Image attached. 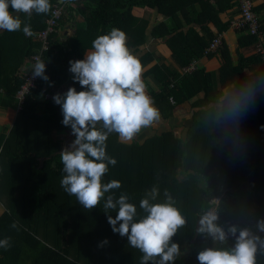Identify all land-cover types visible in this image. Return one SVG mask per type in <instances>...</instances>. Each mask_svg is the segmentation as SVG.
Instances as JSON below:
<instances>
[{"label":"trees","instance_id":"obj_1","mask_svg":"<svg viewBox=\"0 0 264 264\" xmlns=\"http://www.w3.org/2000/svg\"><path fill=\"white\" fill-rule=\"evenodd\" d=\"M57 2L50 0L51 11ZM135 7L157 9L167 19L153 27L151 34L156 39H166L173 61L155 64L144 73V77L154 75L162 84L160 91H150L161 118H171L180 105L191 104L192 109L200 110L193 111V123L187 130L186 140L169 130L143 142L135 140L125 144L115 132L109 133L107 154L114 157L117 164L109 166L102 183L118 180L122 186L106 193L105 200L109 195L115 200L121 193L127 194L129 202L137 206L135 219L139 220L146 215L139 207L145 191L158 186L160 195L150 202L163 203L167 189L174 206L186 220L172 238V242L180 246L175 264H199L198 253L206 248L233 249L243 229L250 230L254 233L251 236L256 237L257 228L245 222L246 217L242 215L254 207L251 197L264 213V94L255 96V85L243 74L246 69L261 65L259 57L256 54L241 57L239 65L233 68L234 99L240 96L238 108L232 103L208 108L218 102L219 95L213 89L212 75L204 69L181 71L201 58L214 37L230 27L231 21L223 22L220 14L234 8L238 10L237 2L82 0L75 8H65L57 32L49 35L48 48L42 51L45 75L54 86L49 87V82L38 77L9 134L0 135V202L7 207L0 215V240L10 237V247L0 248V264H141L143 253L131 247L127 237L112 232L107 215L114 219L116 214L111 209L105 212V200L88 210L63 190L61 144L52 136L56 131L72 132L70 127L61 124L63 116L60 107L53 103V95L64 93L70 87L84 90L73 83L68 61L82 60L86 51L93 50L92 41L113 28L126 33L128 48H138L146 42L149 22L133 15ZM9 11L13 12L11 7ZM51 11L47 15H37L35 10L31 14L14 13L23 22L22 28L24 24L31 25V36H26L22 29L0 32V107L18 110L16 95L25 81L20 70L29 66V60L40 51L42 43L37 40V34L46 28ZM77 16L82 17V24H78L66 40L57 39L59 29ZM209 24L214 25L216 33ZM261 30L264 31L263 25ZM255 41L254 36L247 34L240 39L239 46H254ZM151 58V54L146 53L140 61L145 64ZM228 61L229 57L224 56L222 72L228 69ZM200 93L203 97L194 102ZM41 106L43 112L39 113ZM238 119L243 123L236 131L235 140L231 130ZM96 127L107 131L102 121ZM223 128H227L224 141ZM242 183L247 184L246 189L241 188ZM230 189L233 191H225ZM4 194L8 199L3 200ZM243 195L246 196L245 207L240 204ZM213 199H219L216 223L226 233V240L215 241L200 232L193 242L197 222L210 212ZM13 223L18 228L13 229ZM233 227L237 229L235 236L229 231ZM93 234L96 246L91 251ZM105 239L108 243L101 247ZM105 248L107 256L102 261L100 253ZM159 259L156 257L148 264H158ZM255 264H264V247L259 241Z\"/></svg>","mask_w":264,"mask_h":264},{"label":"clouds","instance_id":"obj_2","mask_svg":"<svg viewBox=\"0 0 264 264\" xmlns=\"http://www.w3.org/2000/svg\"><path fill=\"white\" fill-rule=\"evenodd\" d=\"M9 7L13 12L9 11ZM50 0H0V30L16 32L22 29L26 36L33 35L30 24H24L14 13L47 15L51 11ZM92 51L82 60H69L68 71L74 84L84 89L70 87L64 93L53 95V103L60 107L64 127H70L75 136L73 150H63L61 157V179L63 190L74 196L84 209L92 210L105 200V194L121 188V182L111 180L102 183V177L115 167L117 160L107 154L109 133L115 132L123 143H131L145 127L153 125L161 117L154 101L146 92L143 81V65L127 46L124 31L113 28L108 34L99 35L92 41ZM46 65L37 61L33 66V77H40L54 86L45 75ZM240 96L233 101L238 108ZM103 122V128L96 125ZM160 195L158 186L146 190L139 207L146 215L136 220L137 206L129 202V196L121 193L118 199L107 196L104 210L115 211V218L107 215V222L114 234L127 237L131 247L139 249L143 256L141 264L159 257L158 264H175L180 255V246L172 242L186 220L174 206L167 189L163 203H151ZM217 216L209 212L201 220V233H207L215 241L224 242L226 233L216 223ZM119 224V227H117ZM18 228L16 223L11 225ZM260 230L264 231V222ZM236 235L235 227L229 229ZM259 237L251 236L247 229L239 232L235 247L231 250L206 248L198 253L199 264H255ZM108 243L105 239L101 247ZM10 247V237L0 240V248Z\"/></svg>","mask_w":264,"mask_h":264},{"label":"crops","instance_id":"obj_3","mask_svg":"<svg viewBox=\"0 0 264 264\" xmlns=\"http://www.w3.org/2000/svg\"><path fill=\"white\" fill-rule=\"evenodd\" d=\"M252 1L254 4V11L256 13V16L258 17L261 24L264 26V0H252ZM132 13L135 17L145 19L149 22V27L147 29V35H146V42L142 46H139L138 48H129V49L139 59L142 56H144L146 53H150L152 56L150 62L142 64L143 65L142 78L146 86V92L148 95H150V91L152 90L156 92L160 91L162 88V84L155 79L154 75L144 77V73L155 64L171 63L173 61L172 55L170 56L169 54H166L165 51L166 39L165 38L156 39L151 34V30L153 29V27H155L156 25L162 22H166L167 19L162 14H160L157 9L135 7ZM238 13L239 12L237 8H234L227 12L221 13L220 18L223 22L231 21L235 16L238 15ZM80 18L82 17L77 16L74 21L67 22L64 25V27L60 28L57 39L66 40L68 36H70L74 32L75 30L74 26L77 24ZM82 22L78 24H82ZM209 27L212 29L214 33H216V29L213 24H209ZM195 28L200 31L199 27H195ZM2 31L3 30H0V32ZM220 35L222 37V47L219 49L218 52L212 54L211 56L203 55L201 58L195 59L194 62H192V64L188 66V67L192 66L194 71L204 69L207 73H210L212 75L213 89L215 92L217 91L219 95H218V102L209 105L208 108L215 107L217 105H221V106L229 105L232 103L235 94L233 68L239 65V60L241 57L249 58L255 56V49L253 45L239 46L240 39L244 36H247V33L229 27L225 32L220 33ZM91 51L92 50L86 51L84 53L83 59L85 55H87ZM224 56H228L229 61H228V69L225 72H222L221 69L224 64ZM29 66L28 65L23 66L20 70V75L24 76L25 71L28 69ZM185 68L181 70L182 73H184L183 71ZM243 75L251 79L253 84L255 85V89L253 90L255 96H260L264 94V71L260 64L254 66L251 70L246 69ZM202 97H203V93H200L197 97L194 98V102L198 99H201ZM4 109H10V108H4ZM198 110H200V108L192 109L191 104L180 105L175 108L174 114L171 118L165 120L160 117V119L154 122L153 125L158 124L160 125L161 129L165 130L166 128L170 129L169 128L170 123L176 124L177 127H175L174 130L178 129V133H180V130H183V134L186 135L185 133H187L188 128L193 123V117H192L193 111L195 113ZM237 118H241V117L238 116ZM241 123H243V121L240 119H238L236 122L234 121L231 131L235 136L233 137L235 140L237 139L236 131L239 129ZM226 131L227 128H223L222 141H224L226 138ZM244 136L245 135H243V137ZM182 138L183 140H185V136ZM3 212L4 211L0 212V215Z\"/></svg>","mask_w":264,"mask_h":264},{"label":"built area","instance_id":"obj_4","mask_svg":"<svg viewBox=\"0 0 264 264\" xmlns=\"http://www.w3.org/2000/svg\"><path fill=\"white\" fill-rule=\"evenodd\" d=\"M82 0H65L63 4H59L58 2L53 6L51 14L46 21V28L40 31L37 34V40L42 43V47L40 51L33 55L29 60L31 70L25 75V81L21 86L20 90L17 92L16 98L18 101V112L21 110L22 105L25 101L26 96L30 93L32 89L36 87V82L38 77H33V66L39 60L41 61L42 51L48 48V37L50 34L57 32V27L59 25V21L64 14L65 8H75L78 3ZM238 5V15L235 16L231 22L230 27L238 30L244 31L248 35L254 36L256 41L254 43L255 54L259 57L261 62V67L264 71V33L261 30V23L256 16L254 11V4L252 0H235ZM222 47V37L218 34L214 39L210 42L209 46L205 49V56L215 54ZM193 71V67H187L184 69V73H188ZM218 203L219 199H213L210 202L211 209L210 212L214 213L218 216Z\"/></svg>","mask_w":264,"mask_h":264},{"label":"rangeland","instance_id":"obj_5","mask_svg":"<svg viewBox=\"0 0 264 264\" xmlns=\"http://www.w3.org/2000/svg\"><path fill=\"white\" fill-rule=\"evenodd\" d=\"M82 21H83V19L80 18V20H78L77 24L74 27L76 28L78 23H81ZM186 29H187V26L185 25V30ZM165 48H166V50H165L166 54H169L171 56V51L169 52L168 47L165 46ZM30 70H31V66H29L28 69L25 71V75H27L30 72ZM42 112H43V107L41 106L39 108V113H42ZM17 114H18V110L16 109V107H12L10 109H4V108L0 107V135L1 134H6V135L9 134V132L11 130V127H12V125L14 123V119L16 118ZM175 127H177V125L176 124H171V123L169 124V128L170 129L166 128L165 130L161 129L160 125H158V124H154L152 126L145 127L136 135L134 141L138 140L140 142H143L147 138L154 137L155 135H161L162 133H165L164 131H166V130L167 131L168 130H172L177 135V137L179 136L180 138L185 136V140H186V135L183 134V130H180V133H178V129L174 130ZM185 134H187V133H185ZM52 136H53L54 140L60 142V144H61L60 153L63 150H69V151L73 150L72 144H73V141L75 140V137H74V135H72V132H69V131H64V132L63 131L62 132L59 131V132H57L56 131V132H53ZM131 143H127V144H131ZM261 166L262 165H260V167ZM249 175H250V173H249ZM259 177L260 176H258V178ZM241 188L242 189H246L247 188V184L246 183H242ZM225 191L232 192L233 189L225 190ZM245 198H246V196L243 195V198H242L241 203H240L244 207H245V204H246L245 203ZM6 199H8V196L6 194H4L3 195V200H6ZM251 199L254 202V207L249 208L248 210H246V215H242V217L245 216L246 218L244 219V221L254 225L255 228H257L255 236L259 237V243H260V245L262 247H264V231H261L260 227H259L260 223L264 222V215H263L264 213L261 212L259 207L256 205L253 197H251ZM6 209H7V207L2 202H0V212L6 211ZM248 231L250 232L251 235H254L253 232H251L250 230H248ZM92 238H93V240H92L91 245H90L91 246V251L93 249H95V246H96L95 245L96 238H95L94 234L92 235ZM197 239H198V237H197ZM197 239H196V241H197ZM104 246L106 247V245H104ZM82 248H84V245L82 246ZM183 250L185 251V248ZM72 253H73V250H72ZM100 256H101V258L103 257L101 260L104 261L105 257L107 256L106 255V248L101 251ZM92 257L94 258V255H92ZM95 263L96 262H93L92 264H95Z\"/></svg>","mask_w":264,"mask_h":264},{"label":"water","instance_id":"obj_6","mask_svg":"<svg viewBox=\"0 0 264 264\" xmlns=\"http://www.w3.org/2000/svg\"><path fill=\"white\" fill-rule=\"evenodd\" d=\"M65 2V0H58V3L59 4H63ZM201 220H202V217L199 218L198 222H197V225H196V233H195V236H194V239H193V242L196 241L198 235H199V232H200V225H201Z\"/></svg>","mask_w":264,"mask_h":264}]
</instances>
